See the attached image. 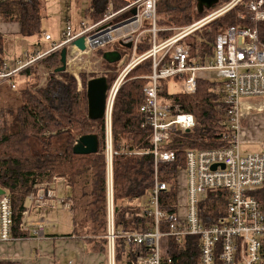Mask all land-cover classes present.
Wrapping results in <instances>:
<instances>
[{
  "label": "trees",
  "instance_id": "trees-1",
  "mask_svg": "<svg viewBox=\"0 0 264 264\" xmlns=\"http://www.w3.org/2000/svg\"><path fill=\"white\" fill-rule=\"evenodd\" d=\"M133 0H90L84 16L92 23L99 22L111 4L114 10L121 9ZM230 0H218L203 13L196 11V0H157L156 25L160 28L185 27L201 19L211 10ZM41 0H6L0 5V20L20 25L23 38L40 37L44 17ZM243 11L236 7L230 12L208 24V31L196 32L190 37L192 57L203 62L212 56V45L216 35L226 28L245 24L236 18ZM206 27V28H207ZM258 39L264 42V22L256 25ZM171 32H159V40L169 38ZM146 35L136 53L142 54L150 45ZM2 40L0 37V46ZM109 47L96 51L102 58ZM127 49V48H124ZM1 62V61H0ZM48 70L55 71L60 66V51L48 55L42 60ZM104 69H112L101 59ZM150 59L138 64L126 77L120 87L112 107L111 125L114 148L119 150L128 146L129 152L119 153L113 158L114 202H126L116 207L114 214L116 231L128 233H146L152 219L144 216L133 200L146 198L153 189L152 158L134 153L151 147V128L142 126L144 117L139 111L144 102L143 87L148 84L144 77L151 74ZM26 81L18 91L19 104H6L0 107V189L7 195L12 211L11 234L17 240L33 238L83 239L91 251L106 252V179L104 158L103 120H90L87 117L85 79H81V91L77 92L75 79L67 73L55 78L49 74L43 86L38 87L42 75L36 66L22 71ZM97 76H93L95 78ZM116 74L107 78L110 84ZM32 78V79H30ZM178 81V79H176ZM169 80L159 82L157 96L162 102L177 105L184 113L193 116L195 126L189 131L175 130L169 134L163 149L173 151L176 160L172 164L160 167L159 181L165 182L168 189L159 193V207L167 214L175 213L179 203L177 178L185 167V154L188 150H213L230 146L228 106L223 103L220 83L214 80L198 79L194 94L170 93ZM264 100V99H263ZM245 124L243 118L241 125ZM94 135L98 141V153L75 155L73 146L77 138ZM62 181L67 189L59 197L71 201L73 214L72 232L63 236H51L45 232L43 224L30 222L32 210H57L59 207H36L30 204L28 196L36 194L35 186ZM224 191H212L199 204V216L204 226L215 225L226 217L225 203L221 195ZM256 201L264 210V186L253 193ZM32 205V206H31ZM27 211L24 216L23 212ZM178 225V224H177ZM162 231H170L169 224L162 223ZM42 229L43 236L37 237L34 231ZM168 246L169 264H198V240L192 236L165 239ZM116 264H134L138 257L149 254V248L143 245L127 244L123 239L115 241ZM1 245V244H0ZM137 251L139 252L137 254ZM0 264H12L0 262ZM214 264H224L215 257Z\"/></svg>",
  "mask_w": 264,
  "mask_h": 264
},
{
  "label": "built area",
  "instance_id": "built-area-1",
  "mask_svg": "<svg viewBox=\"0 0 264 264\" xmlns=\"http://www.w3.org/2000/svg\"><path fill=\"white\" fill-rule=\"evenodd\" d=\"M5 2L6 0H0V5ZM236 7H242L243 11L238 12L236 18L245 24L229 27L218 33L212 45L211 57H206L203 62L192 59L189 52L191 43L186 41L196 32L206 29L210 22ZM156 8L157 0H133L118 10H114L110 4L99 22H83L75 33L67 25L58 42H53L52 37L45 34L43 40L52 42L46 51L25 53L24 60L18 61L12 69L0 63V86H10L14 90L16 85L13 78L34 66L42 75L38 87L44 85L49 74L60 79L61 73L48 70L41 62L51 53L65 48L67 56L63 73L72 75L79 92L80 76L92 73L91 60L96 51L108 46H119L125 51L124 56L130 51L131 57L119 61L115 70L103 72L98 67L93 72L97 73V77L116 73L115 79L108 84L102 118L107 212L104 238L107 242L108 264H116L114 248L117 239L149 248V254L138 257L134 264H162L159 249V240L164 236L159 231L162 223L169 224L170 236L197 238L199 264H214L215 257L224 264H264V210L253 196L256 190L264 186V152L243 151L239 139L243 116L252 109L247 100L264 99V42L259 41L256 29L258 23L264 22V0H230L185 27H157ZM159 32H171L172 35L159 40ZM146 35L149 36V49L142 54H136L138 45L143 43ZM79 38H83V50L73 44ZM126 44H130L129 49H124L123 45ZM98 59L101 62L102 58ZM147 59L151 60L152 71L144 77L148 84L143 87L144 102L139 111L144 117L142 126L148 125L152 131L151 147L145 154L152 158L154 185L148 205L142 206L139 201L134 204L140 208L142 215L152 217L154 224L153 230L147 233H124L115 231L113 226L114 210L118 205L113 200L112 159L119 152L113 147L111 114L116 95L125 83L128 73ZM205 71L215 72L220 82L219 92L223 103L229 107L227 126L231 142L227 148L186 152L185 206L184 216L180 218L175 213L167 214L159 207V193L168 189L167 184L158 181L160 167L176 160L173 151L162 147L171 132H189L195 126V121L192 115L184 113L177 105L162 102L157 91L160 81L178 79L181 92L194 94L196 82L201 78L199 74ZM90 79L91 77H87L86 82ZM58 183L59 180H54L50 184L35 186L37 193L27 197L30 204L46 208L62 207L71 211V201L58 195ZM212 191L226 193L221 195L225 203L226 217L207 227L201 221L198 206ZM26 214L27 211H24L23 215ZM11 231L12 211L3 190L0 194V244L15 241ZM34 232L37 237L43 236L42 229Z\"/></svg>",
  "mask_w": 264,
  "mask_h": 264
},
{
  "label": "crops",
  "instance_id": "crops-1",
  "mask_svg": "<svg viewBox=\"0 0 264 264\" xmlns=\"http://www.w3.org/2000/svg\"><path fill=\"white\" fill-rule=\"evenodd\" d=\"M88 21H91V20L88 19ZM5 23H12V22H3L2 24H0V37L2 40V44L0 46V61H1L0 63L7 65L10 69H12V68L9 66L7 61L13 60V63L17 64L18 61L24 60V58H25L24 54L25 53L32 54L35 51L43 52V51H46L47 49H49L51 47L52 42H45L44 40L42 42H40L38 40V42L31 43L32 49L26 50L25 52L18 50V52L16 53V55H14V58H13L11 56V54L6 50V48H4V39L9 38L8 35H9V33H11L13 31L14 28L12 26H6ZM19 30H20V25H19ZM46 34H48V33H46ZM19 35H20V33H19ZM53 42H58V40L53 41ZM186 42L187 43L190 42L192 44V41L190 40V38ZM191 51H192V47H190V49H189L190 56L192 59L197 61L198 60L197 58L192 57ZM124 53H125V51H123L119 61H121L123 59H128L131 57L130 51L128 52L127 56H124ZM117 63L113 64V65H115L114 68L105 69V70H111V71L115 70ZM111 74H116V73H111ZM111 74H109V75H111ZM205 74H206V76H205ZM211 74H212V76H210ZM109 75L100 76V77L106 78V76L109 77ZM200 75H201L200 79L214 80L215 82H218L215 72L205 71V72H201ZM30 79H32V78H30ZM114 79H115V77H114ZM13 81L16 85V88L14 90L11 89L10 86H6V85L0 86V100L3 99L2 96H3V94H5L4 92L9 91L11 93H16L18 95V91L20 90L21 87H23L24 84H30L28 82L25 83L26 80L21 77V74H17L15 76V78H13ZM169 82L179 83V80L178 81L169 80ZM76 88H77V83H76ZM85 89H86V83H85ZM175 93H182V92L180 90V91L175 92ZM253 100H258V99H249V100H247V103L253 104L252 102H250ZM262 102L264 103V100ZM111 116H112V114H111ZM243 118H245V119L247 118L246 113L243 116ZM241 130H242V126H241ZM241 130L239 132V139H241ZM112 134H113V131H112ZM112 141H113V135H112ZM75 144H76V141H75L74 145ZM113 147H114V142H113ZM240 147H241V140H240ZM114 150H116V149L114 148ZM147 150L148 149L143 150V151H137L134 154L136 156H143V155H146L145 152ZM117 151L119 153H127V152H129V148H128V146H122ZM259 152H264V151H259ZM152 167H153V163H152ZM159 174H160V171H159ZM159 174H158V181L160 179ZM112 176H113V159H112ZM181 178H183L184 184L181 182ZM105 179H106V168H105ZM159 182H161V181H159ZM176 182H177L178 191H179V203L177 204L176 209L178 211L177 215L180 218H182L184 216L185 190H186V175H185L184 170L179 172V175H178ZM162 183H165V182H162ZM61 185H62V181H59V190L60 191L62 190ZM153 185H154V174H153ZM64 188H65V192L63 194L67 195L66 194L67 189L65 187V184H64ZM152 190L149 193V195L145 198L144 202L141 201L143 198L142 199H136L133 201L134 202L139 201L142 206L148 205V202L151 198ZM183 194H184V203L181 204L180 201L182 199L181 196L183 197ZM113 200H114V193H113ZM105 202H106V193H105ZM125 203L126 202H120V203H115V204L120 206V205H123ZM224 210H225V208H224ZM32 211L33 212H31V214H30V222H32L34 224H43L45 227V232L48 235L63 236L64 233H62V232H67V233L72 232V224L71 225H69L67 223L65 224L63 219L60 218V216H59V220L57 218L54 219L52 217L53 216L52 214L57 213V212L60 213V215L68 214L69 217H71L73 214L72 208H71V211H67L62 207H60L58 210H54V211H52V210H32ZM114 214H115V210H114ZM149 218L152 219V224L149 226V231H150V230H153L154 220L152 217H149ZM113 226H114V230L116 231L114 217H113ZM106 227H107V212H106ZM62 229L66 230V231H62ZM159 231H160V233H162L164 235L159 240V249H160V253H161L162 264H169L170 260L168 257V246L165 242V239L170 236V235H168L170 231H167V230L162 231L161 226L159 227ZM127 232H129V231H127ZM115 246H116V243H115ZM106 247H107V242H106ZM114 250H115V248H114ZM138 253L139 252L137 251V254ZM115 255H116V253H115ZM0 262H10L12 264H108V259L106 256V252L103 254V253H97V252L91 251L88 248V245L86 244V242L83 241V239H75V238H72V239H57V238L51 239V238H48L46 240H41V239L37 240V239H33V238H28V239H24V240H17V241L11 242V243L1 244L0 245ZM134 263H135V261H134ZM198 264H199V261H198Z\"/></svg>",
  "mask_w": 264,
  "mask_h": 264
},
{
  "label": "rangeland",
  "instance_id": "rangeland-1",
  "mask_svg": "<svg viewBox=\"0 0 264 264\" xmlns=\"http://www.w3.org/2000/svg\"><path fill=\"white\" fill-rule=\"evenodd\" d=\"M43 7L44 17L42 19V32L48 33L53 41L59 40L61 34L64 32L67 25L70 26L72 33L79 31V26L83 22H88V18L84 16L85 10L89 7L90 0H42L41 2ZM6 26H12L14 29L9 33V38L4 39V48L11 54L14 58V55L21 50L25 52L26 50L32 49L31 43L43 41V34L41 33L40 37L33 38H23L19 35V24L18 23H5ZM208 31V27L206 29ZM202 30V31H203ZM109 48L112 46H108ZM98 57H93L91 60V70L92 73L89 75L81 74L80 80L82 77L85 79L87 77L96 76L97 73H93L99 67L103 72L104 68L101 67ZM11 68L16 66V63H13V60L7 61ZM200 75V74H199ZM72 76V75H70ZM206 76V74H205ZM208 76V75H207ZM212 76V74L210 75ZM181 85L179 83L169 82L168 89L170 93H175L180 91ZM2 100H0V107H3L6 104H19V100L16 93L4 92ZM263 100H253L250 101L252 109L246 112L247 118L245 119V124L241 130V148L243 151L259 152L264 151V103ZM183 182V178H181ZM62 194L65 192L64 186H61ZM64 195V194H63ZM180 203H184V194L181 196ZM145 201V198L141 200ZM58 210V209H57ZM53 218L63 219L64 223L73 225L72 218L68 214L60 215V213H53ZM57 216V217H56ZM62 231H66L62 229ZM68 234L67 232H62Z\"/></svg>",
  "mask_w": 264,
  "mask_h": 264
},
{
  "label": "water",
  "instance_id": "water-1",
  "mask_svg": "<svg viewBox=\"0 0 264 264\" xmlns=\"http://www.w3.org/2000/svg\"><path fill=\"white\" fill-rule=\"evenodd\" d=\"M218 0H196V11L203 13L206 9H210L213 5L217 4ZM83 38H79L73 44L79 49H84ZM124 48L129 49L130 44L123 45ZM67 50L62 48L60 50V66L55 70L56 73H63L65 71ZM121 58L118 51L105 52L102 59L112 65L117 63ZM108 88L107 79L105 77L91 78L86 82V102H87V117L90 120H101L104 116L105 110V94ZM188 132V131H186ZM73 153L75 155H91L98 153V141L94 135L80 136L73 146ZM215 169V166L212 167ZM3 191L0 190V194Z\"/></svg>",
  "mask_w": 264,
  "mask_h": 264
},
{
  "label": "flooded vegetation",
  "instance_id": "flooded-vegetation-1",
  "mask_svg": "<svg viewBox=\"0 0 264 264\" xmlns=\"http://www.w3.org/2000/svg\"><path fill=\"white\" fill-rule=\"evenodd\" d=\"M112 51H118L122 55L124 50H122L119 46H112L108 48L106 52H112Z\"/></svg>",
  "mask_w": 264,
  "mask_h": 264
}]
</instances>
